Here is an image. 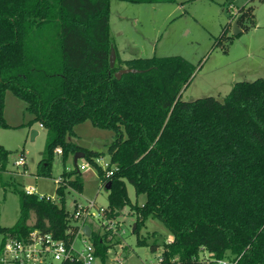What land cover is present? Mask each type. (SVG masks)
I'll use <instances>...</instances> for the list:
<instances>
[{"label": "trees", "instance_id": "1", "mask_svg": "<svg viewBox=\"0 0 264 264\" xmlns=\"http://www.w3.org/2000/svg\"><path fill=\"white\" fill-rule=\"evenodd\" d=\"M111 1L0 0V128H11L3 111L12 92L32 116L24 126L47 131L41 175H50L55 154L65 160L83 152L98 168L100 189L111 182L106 220L128 206L136 217L134 233L149 218L172 232L161 264H264V78L236 82L223 100H184L181 92L196 66L181 56L121 60L116 53L111 67ZM253 11L240 10L239 27L246 28L244 18L256 26ZM230 24L221 39L230 40ZM124 68L141 72L118 79ZM86 120L115 132L108 146L111 175L97 164L99 152L69 140ZM7 157L0 145L2 170ZM60 179L58 201L18 192L19 218L13 227H0V255L7 240L27 242L33 231L67 245L87 238L67 207L68 195L82 192L83 175L76 168ZM127 183L146 197L142 205L131 202ZM90 238L104 264L109 248L93 230Z\"/></svg>", "mask_w": 264, "mask_h": 264}, {"label": "rangeland", "instance_id": "2", "mask_svg": "<svg viewBox=\"0 0 264 264\" xmlns=\"http://www.w3.org/2000/svg\"><path fill=\"white\" fill-rule=\"evenodd\" d=\"M250 6L254 7L256 26H251L244 18L246 28L239 27L242 33L234 36L233 22L241 16L240 10ZM109 16L110 37L121 60L181 56L196 66L191 82L181 92L184 100L208 96L223 100L236 82L264 78V2L261 0H153L142 3L112 0ZM231 20L227 33L230 40L221 39ZM3 116L11 128H0V145L8 151L6 168L2 170L0 166V227L9 228L19 218V191L33 187L36 194L58 201L57 181L63 172L75 171L76 167L75 153L65 160L61 154H55L49 167L50 175H41L47 131L39 124L32 128L24 126L32 116L26 111V103L12 92L6 94ZM32 129L39 131L34 139ZM115 136L114 131L96 127L86 120L74 127L69 140L80 148L99 152L101 155L96 162L104 168L110 161L108 146ZM21 155H24L25 163L16 165ZM83 164L87 168L80 170L83 190L68 195L67 207L72 211L73 203L87 206L94 200L95 212L106 209L108 193L106 189H100L97 166L79 159L78 168ZM127 191L133 204L145 202L146 197L137 196L132 184L127 183ZM108 221L95 217L84 224L92 227L102 238L103 245L109 248L104 264H161L162 245L173 238L161 220L149 218L134 233L136 217L130 214L127 206L118 218ZM78 223L81 225L83 221ZM85 240L88 244L93 243L92 238L82 241L77 237L74 240L77 252H82ZM139 240H145L146 244H139ZM2 242L0 234V247ZM154 243L159 244L156 252L151 250ZM208 256L206 253L204 257ZM45 264L60 262L48 259Z\"/></svg>", "mask_w": 264, "mask_h": 264}, {"label": "built area", "instance_id": "3", "mask_svg": "<svg viewBox=\"0 0 264 264\" xmlns=\"http://www.w3.org/2000/svg\"><path fill=\"white\" fill-rule=\"evenodd\" d=\"M40 127H42V125H40ZM24 163L25 158L21 155L19 160L16 162V165H22ZM86 169L85 164L81 165L79 168V170L82 171ZM103 169L108 175L113 173L110 162L105 163ZM60 182L61 179L57 181L58 184H60ZM25 192L29 195L36 194L33 187L28 188ZM43 196L44 195L40 197L42 198ZM72 207L74 209V218L78 221H83L81 229L85 224L84 222L90 221L95 217H100L103 219V222L108 221L103 216L105 209L100 208L97 212L94 211V209H97L94 200L90 201L87 206L73 203ZM83 240L84 238L82 241ZM73 243L71 245H67L63 241L55 240L49 233L42 234L38 231H33L27 242L15 239L7 240L3 247L2 254L0 255V264H45L48 259H53L54 261L60 262V264H65L67 260L82 262L83 264H97L98 259L95 256L92 244H88L85 240L82 252H77L74 249ZM217 263L238 264V260H219Z\"/></svg>", "mask_w": 264, "mask_h": 264}, {"label": "water", "instance_id": "4", "mask_svg": "<svg viewBox=\"0 0 264 264\" xmlns=\"http://www.w3.org/2000/svg\"><path fill=\"white\" fill-rule=\"evenodd\" d=\"M239 19L237 18L233 24H232V33L234 36H237L239 34L242 33V30L239 28ZM116 51L115 49L112 47L111 49V55H110V65L111 67H114L115 65V61H116ZM141 71L139 70H136V69H128V68H124V69H121L119 70L117 73H116V77L118 79H120L124 74H128V73H139ZM38 130L36 129H32L31 130V136H32V139H34L37 135H38ZM85 157V154L83 152H77L75 153V156H74V164H75V167L78 168V160L79 159H84ZM111 187V182H109L105 189L109 190ZM136 225L134 226V229H135ZM134 231V230H133ZM82 233L87 237V238H90L91 235H92V229L89 225H84L83 228H82ZM97 264H101V262H97Z\"/></svg>", "mask_w": 264, "mask_h": 264}, {"label": "crops", "instance_id": "5", "mask_svg": "<svg viewBox=\"0 0 264 264\" xmlns=\"http://www.w3.org/2000/svg\"><path fill=\"white\" fill-rule=\"evenodd\" d=\"M238 18V17H237ZM232 22V20L230 21V23ZM232 27V26H231ZM241 28V27H240ZM39 132V131H38ZM38 135H39V133H38ZM24 156V155H23ZM25 158V157H24Z\"/></svg>", "mask_w": 264, "mask_h": 264}]
</instances>
